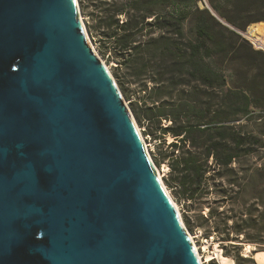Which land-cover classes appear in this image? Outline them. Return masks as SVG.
<instances>
[{"label": "water", "instance_id": "95a60500", "mask_svg": "<svg viewBox=\"0 0 264 264\" xmlns=\"http://www.w3.org/2000/svg\"><path fill=\"white\" fill-rule=\"evenodd\" d=\"M0 264H200L78 0H0Z\"/></svg>", "mask_w": 264, "mask_h": 264}, {"label": "trees", "instance_id": "16d2710c", "mask_svg": "<svg viewBox=\"0 0 264 264\" xmlns=\"http://www.w3.org/2000/svg\"><path fill=\"white\" fill-rule=\"evenodd\" d=\"M187 1L138 0L137 4L132 2L136 4L137 13L130 15L127 6L132 3L127 0L116 8L105 9V15L99 19V29L101 36L113 43L120 56V67L124 66L126 70L118 78L124 93H127L124 80L129 73L131 76L134 64H145L147 54L151 55L150 61L153 58L167 61L165 69L154 70L152 80L156 85L153 88L149 89L144 83L140 85L145 95L139 99L142 110H137L136 114L140 120L150 124L152 134H156L155 139L160 141L162 149L156 161L158 164L169 162L168 185L187 207L208 204L209 213L213 216L218 208L211 206L209 197L217 192L219 199L211 203L229 200L238 176L232 169L234 161L253 152L249 146L260 142L252 133L243 132L242 127L233 124L246 116L252 105L260 106L256 90L247 86L248 82L258 78V74L251 79L245 76L242 85L227 89L223 93L225 98L217 102L219 77L216 73L209 71L210 74H202V71L188 70L185 75L190 79L185 85L189 89L182 90L178 98H173L179 83L178 65L186 64L188 56L212 58L223 51L228 55L240 46L234 36L224 34L223 30L227 31L225 26H220L222 31L217 33L216 26L221 23H217L209 9L204 8L203 2H200L203 9L195 6L194 10L195 42L182 43L186 39L183 24L191 12L184 4ZM209 2L214 4L212 0ZM123 15L128 16L127 20L120 23ZM147 18H153L154 23L147 21ZM228 19L235 21L232 16ZM253 20L249 19L243 26ZM147 25L155 26L161 34L146 41L138 40V37L144 36ZM87 29L90 37L95 38L90 25H87ZM256 54L264 57L261 52L257 51ZM133 72L138 83L146 74L143 69ZM193 81L198 83L192 85ZM225 81L220 85H225ZM163 82L168 86L165 87ZM164 96H169V99L165 100ZM168 137L173 140L169 141ZM224 182L230 188L225 187Z\"/></svg>", "mask_w": 264, "mask_h": 264}, {"label": "rangeland", "instance_id": "374dc122", "mask_svg": "<svg viewBox=\"0 0 264 264\" xmlns=\"http://www.w3.org/2000/svg\"><path fill=\"white\" fill-rule=\"evenodd\" d=\"M78 1L85 24L90 25L93 29L95 38H91L92 42L100 56L110 66L119 88L128 100L135 120L142 129L149 152L162 172L164 183L171 197L178 204L184 223L193 234L205 264H257L256 260L246 258L245 251L249 244L252 245L254 251L264 250V57L256 54L257 50L238 31H246L250 26L264 22V19L261 18L264 17V0H212L214 7L209 0H188L184 3L188 7L187 9H191V12L183 24L186 39L182 43L195 42L194 24L196 16L194 10L195 6L203 9L201 6L204 4V8L209 6L211 14V11L214 12L217 23H221V25L217 24L216 26L217 33L220 34L222 25L225 26L227 31L223 30L224 34L234 36L240 46L236 50L233 49L228 55L223 51L216 53L212 58L188 56L186 64L180 63L181 65H178L179 83L177 90L173 93L174 99L180 96L182 90L189 89L185 85L187 79H190L185 75L189 72L188 70H196L200 73L202 71V74H210L209 71L216 73L219 77L217 80L219 84L216 93L218 96L217 102H221L222 97H224L223 93L227 89L234 85H242L245 76L251 79L253 75L258 74V78L253 82H248L247 86L256 90L259 98L258 105L260 106L252 105L249 113L233 124L242 127L243 132L252 133L260 142L249 146V149L253 152L245 154L234 161L232 169L238 176L236 177V186L231 192L229 200L220 201L216 204L211 203L215 199H219L220 195L217 192L209 197L211 206L218 208L213 216L209 213L208 204L187 207L185 202L175 194L173 188L168 185L167 180L170 178L169 162L164 161L158 164L156 161V157L162 149L160 141L155 139L156 134H152L150 124L145 120H140L136 114L137 110H142L139 99L145 95V93L142 94L140 85L144 83L149 89L153 88L156 85L152 80L154 70L165 69L167 61L163 58H153L150 61L151 55L147 54L145 64H134L133 67L135 72L138 69L145 71L146 74L142 77V81L138 83L137 76L131 71V76L129 73V77L126 78V81L124 80L123 86L127 90V93H124L118 78L121 77V74L123 75V70H126L124 66L120 67V56L117 50L114 49L113 43L101 36L99 19L105 15L106 8H116L125 4L127 0ZM137 1L130 0L131 3L136 4ZM200 2H203V4ZM133 3L127 6L130 15L137 13L136 4ZM230 16L235 17L234 22L229 21ZM127 17L125 15L121 16L120 23L126 21ZM249 19L254 20L244 27L243 25ZM147 21L154 23L153 18H147ZM233 30L238 34L234 33ZM143 34L144 36L137 39L146 41L150 37H158L161 31L156 29L155 26L149 27L147 25ZM258 52L264 55V52ZM224 80H226L225 85H220ZM196 83L198 81H193L191 84ZM163 84L165 87L168 86L166 82H163ZM164 99L168 100L169 96H164ZM168 140L171 141L173 138L168 137ZM246 147L248 148V146ZM224 183L225 187L230 188L228 183Z\"/></svg>", "mask_w": 264, "mask_h": 264}, {"label": "bare ground", "instance_id": "6f19581e", "mask_svg": "<svg viewBox=\"0 0 264 264\" xmlns=\"http://www.w3.org/2000/svg\"><path fill=\"white\" fill-rule=\"evenodd\" d=\"M78 6H79V12H80V19H81V25H82V30L86 36V39L90 45V47L92 48V50L96 53V55H98V57L101 59L102 63L104 64V66L106 67V69L108 70V72L110 73V75L113 77L118 89H119V92H120V95L123 99V101L125 102L127 108L129 109L134 121H135V124H136V127L138 129V131L140 132L141 134V137H142V140H143V143H144V147H145V151H146V154L147 156L149 157L151 163H152V166L154 168V171L156 173V176L158 177L159 181L161 182V184L163 185V187L166 189L168 195L170 196L171 200L173 201L174 205H175V208L177 210V213L185 227V230H186V233L190 239V241L192 242V245L194 247V250L197 254V257L199 259V262L200 264H205L203 258H202V255H201V252L199 250V247H198V244L195 240V238L193 237V234L187 229L185 223H184V220H183V216H182V213L179 209V206L178 204L173 200V198L171 197V194L168 190V188L166 187L165 183H164V180H163V176H162V172L159 170V167L155 164L150 152H149V149H148V146H147V143L145 141V138H144V135L142 133V129L141 127L138 125L137 121L135 120V117L133 115V112L130 108V104L128 102V100L124 97L123 95V92L121 91V89L119 88L118 84H117V81L114 77V74L110 68V66L107 64V62L100 56V54L98 53L95 45L93 44L92 42V39L89 35V32H88V29H87V26L85 24V21H84V18H83V15L81 13V10H80V4H79V1H78ZM248 34L252 37H256L258 40H264V22H260V23H256L252 26L249 27V30H248ZM245 256L247 257H251L253 258L254 260H256L257 264H264V251H258V250H255L253 249L252 245H247V248H246V251H245Z\"/></svg>", "mask_w": 264, "mask_h": 264}, {"label": "built area", "instance_id": "2783aa9c", "mask_svg": "<svg viewBox=\"0 0 264 264\" xmlns=\"http://www.w3.org/2000/svg\"><path fill=\"white\" fill-rule=\"evenodd\" d=\"M248 30L249 28L246 31H238V33L242 35L255 50L264 52V40H258L256 37L250 36Z\"/></svg>", "mask_w": 264, "mask_h": 264}]
</instances>
